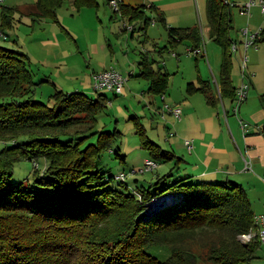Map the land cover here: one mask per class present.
<instances>
[{"label": "trees", "instance_id": "trees-1", "mask_svg": "<svg viewBox=\"0 0 264 264\" xmlns=\"http://www.w3.org/2000/svg\"><path fill=\"white\" fill-rule=\"evenodd\" d=\"M64 1L34 0L26 12L56 21V8ZM70 1L76 8L97 5L96 0ZM231 2L204 4L206 33L220 49L216 85L202 78L197 85L186 84V92L200 91L212 105L217 98L235 97ZM146 7L165 25L164 15L152 3L119 0L117 11L131 29L140 20L144 30L154 19ZM11 11L3 8L2 20L9 21ZM165 29L167 42L158 52L171 51L180 42L195 48L202 38L198 23ZM254 41L264 42V26ZM147 53L140 51L137 75L147 80L148 91L163 94L167 72L153 68ZM27 62L24 52L0 44V264H239L256 257L262 243L237 238L252 226L254 215L241 183L187 174L157 187L170 176L162 174L146 186L128 189L124 174L115 181L98 164L111 138L109 131L96 128L105 95L58 90L49 102L34 98L35 81ZM259 99L264 104V92ZM26 144L40 152L34 157L36 165L31 163L14 179L15 164L31 157L18 149ZM160 194L177 197L148 212V201Z\"/></svg>", "mask_w": 264, "mask_h": 264}, {"label": "rangeland", "instance_id": "rangeland-1", "mask_svg": "<svg viewBox=\"0 0 264 264\" xmlns=\"http://www.w3.org/2000/svg\"><path fill=\"white\" fill-rule=\"evenodd\" d=\"M32 1L2 0L0 8L1 6L20 7ZM96 1L97 5L76 8L70 0H65L56 8V21L43 17L39 19L40 21H35V24H31L30 18L22 16L20 11H14L8 23H1L0 18V31L2 32L0 44L16 48L28 56L27 67L35 81L32 91L34 98L49 102L50 95L58 90L84 91L92 97H95L98 92L105 95L107 103L96 114V128L109 131L111 138L108 139V148L101 153L98 164L101 169L112 174L115 181L119 180L117 178L119 174H124L123 180L128 185L127 188L131 190L140 185L146 186L154 180V174L159 176L169 174V177L166 176L163 181L157 183V187L169 184L177 176L183 175L181 171L183 166L187 164L192 166L194 163L193 161L190 164L185 163L181 159V154L173 151L170 143L174 140V134H172L174 129L171 121L168 120V116L171 114L167 113L163 106L165 103L169 104L174 101L181 103L183 97L186 96V83L189 80L197 83L198 79L202 78L210 79L214 83V79L218 75L217 63L220 49L205 33V0L124 1L145 5L150 2L153 4L158 2L164 11L165 25L185 26L198 23L202 34L199 46L203 49L204 45L208 62L205 61L206 56L188 52L187 46L183 42L178 43L174 48L177 55L169 50L164 51L162 55L159 54L155 49V44L162 46L167 42L164 23L157 20L152 21L143 30L139 28L140 22L137 21L134 28L131 29L126 18L120 16L119 10L111 9L108 0ZM231 1L235 3L231 5L230 35L234 38L236 46H240L239 38L242 36V32H240L242 28L248 27L250 32H255L264 26V13L260 11V6L256 3L250 7V14L247 16L239 12L237 5L244 0ZM147 13L151 14L149 11ZM41 37H51L54 40V45L39 43ZM143 50L148 52V58L154 68L159 65L162 70L165 69L168 72L166 76L167 88L163 93L164 98L161 97V94L148 91L146 79L136 75L138 72L136 63L140 58V51ZM241 57H244L245 60L246 77L256 67L258 79L255 85L253 83L254 87L249 86L248 96L240 101V110L237 114L232 111L234 102L229 108V98H225V107H228L226 114L237 118L241 117L245 122V131L250 127L256 128L254 123H260V129L264 125V104L259 99V94L264 91V42L256 41L255 45H250L246 50L242 48L240 56L239 49L237 53L232 50L231 82L234 86L239 85L240 82ZM104 67L105 69H114L126 78L120 92L115 93L105 87L97 89L93 87L92 72H98ZM250 76L252 75L250 74ZM190 96L198 99V102L193 106H197L199 112L204 111L202 94L193 91ZM216 103L211 106V109L225 124L222 104L219 100ZM259 129L256 128L255 132ZM114 130L119 132H114ZM95 136H92L91 139L95 140ZM2 141L0 144H3ZM33 147L32 144L18 147L21 152H29L26 154L31 157L15 164L14 179L22 176L23 172L29 169L28 165L31 163L36 165L34 157L40 152L33 151ZM163 150H165L164 153H162ZM182 153L187 155L186 150H183ZM179 156L181 157L177 159ZM147 158L156 162L152 170H142ZM39 164L41 165V161ZM246 166L248 167V165ZM254 170L252 168L248 171L255 173ZM257 175L254 174L256 177L251 178L250 184L247 182L241 184L249 197L253 213L262 210L264 200V169ZM150 189L153 190L154 186ZM164 195L152 196L148 203ZM169 198L175 199L174 196ZM148 203L146 205V209L149 208L148 212H155L160 205L159 202L157 206L154 203L150 207ZM255 255L256 257L254 256L249 262H240L239 264H264V244L257 247ZM198 264L210 263L199 261Z\"/></svg>", "mask_w": 264, "mask_h": 264}, {"label": "crops", "instance_id": "crops-1", "mask_svg": "<svg viewBox=\"0 0 264 264\" xmlns=\"http://www.w3.org/2000/svg\"><path fill=\"white\" fill-rule=\"evenodd\" d=\"M228 1H231V0H228ZM33 2H34V0L31 3H33ZM31 3L23 4L20 7L19 6H17V7H15V6H1L0 18H1V10L3 8L6 10L9 8V9L13 10L10 12L11 15H12V12L18 10V11H20V14L22 16H24L26 18H30L31 24H33V23L35 24V21H40L39 19H41V18H36V17L34 18L26 12V7L29 6ZM128 3H130V2H128ZM150 3H152V2H150ZM154 6L157 8V10L161 11L163 14L164 11L160 7V4L158 2L155 3ZM147 11H149L151 14H148ZM145 12L147 13V15L154 18L150 22L156 21L155 17H153L154 11L149 10L146 7ZM11 15H10V17H11ZM49 20H51V19H49ZM9 21H10V19H9ZM9 21L2 20V18H1V23H5V22L8 23ZM139 22H140V20H139ZM141 24H142V22H140L139 25H141ZM168 25H170V24H168ZM185 26H189V25H185ZM207 29H208V27L206 24V32H207ZM247 29H248V32H250V29L248 27H247ZM208 38L210 39L209 36H208ZM243 39H244V34L242 33V36L239 38L241 45L240 46L239 45L236 46L237 44L235 45L236 46V50H235L236 53L238 52V49H239V56H240V54L242 52V48H243V45L241 43V41ZM39 40H40L39 43L41 42L43 45H47V44L54 45V40L51 39V37H46V38L41 37V39H39ZM55 42H57V41H55ZM57 44H58V42H57ZM158 46H160V45L155 44V49L157 52H158V50H157ZM198 47H199V51H198L197 55L206 56L205 61H207L208 60L207 59V53H206V49H205L204 45H203V49H201L200 46H198ZM187 48H188V46H187ZM247 48H249V46ZM255 49H257V48H255ZM164 51H168V49L164 50ZM164 51L158 52V53L162 55V53ZM170 52L173 54L177 53V52H174V49L171 50ZM192 54H194V53H192ZM147 55H148V53H147ZM194 55H196V54H194ZM219 61H220V56H219L218 63H217L218 64L217 65V74H218V68H219ZM164 62H162V63L165 64ZM138 71H139V68H138ZM162 71H166V70L164 69ZM231 72H232V69H231ZM137 73H136V75H137ZM167 74H168V72H167ZM250 74L252 76H250ZM250 74L247 77L245 75L244 78L246 77V80L249 83V86L250 85L252 86L253 83L255 85L257 82L258 69L255 67L254 69H252ZM208 80H210V79H208ZM189 81H191V80H189ZM241 81H242V77L240 74V82ZM146 82H147V80H146ZM240 82H239V84H240ZM194 84L197 85L198 83H194ZM213 85H216V79H214ZM237 86H235V87H237ZM249 86H248V90L250 88ZM252 87H254V86H252ZM248 90H247V93H248ZM198 92H200V91H198ZM263 92L264 91H262L261 93H263ZM185 94H186V96L183 97L181 103L174 101L173 103H169V104L165 103L163 106V107H165L167 113L171 114V116H168V120L171 121V125L174 129V132L172 133V134H174V140H172L170 143V145L173 148V151L177 152L178 154H181L182 157L179 156V158L181 157V159L185 163L190 164V163H192V161L194 163V164H192V166H188V164L183 166L181 169L182 174L183 175L189 174L195 179H206V180L224 179V177L226 176V178L235 180L241 184H244V182H247L248 184H250L251 178L256 177V176H254V174L257 175L258 173H261V170L264 169V125H262V128L259 129V127H261L260 123H254V125L256 124V128L259 130H257L255 132L256 128L250 127L247 131H245L246 129H245L244 120L241 117L237 118L236 116H229L228 114H226V112L228 110V107H225V102H224V100H226V99L225 98H222V99L217 98V100H219V102L222 104V108H223V111L225 114V124H223L220 121L218 114L214 113V111L211 109V106H214V105L207 103V101H206V99L202 93L201 94L204 98L203 103L205 105V106H203L204 111H202V112H199V108L197 106L196 107L193 106L194 103L198 102V99L192 98L190 96L191 93L186 92ZM163 95L164 94H161L162 98H164ZM247 96L248 95H246L245 98H247ZM233 102H234V99L233 100L229 99V102H228V104L230 105L229 108L231 107ZM166 105H168V106L169 105L170 106L178 105L181 109L180 117L177 118L166 107ZM233 108H234V105L232 106V111L234 112ZM239 110H240V105L238 106V111ZM237 112L236 113L234 112V113L237 114ZM239 118H241L243 123H244L243 127H241V125L239 123ZM189 138H190L191 144H192L190 149H188L184 144V139H189ZM183 150L187 151V155H184L182 153ZM197 160H199V161H197ZM246 164L248 165L247 168H246ZM252 168L255 169L254 170L255 173L254 172L251 173V171H248V170H251ZM189 170H191V171H189ZM154 176H157V175L154 174ZM257 179L259 180V178H257ZM244 180H248V181H244ZM263 202H264V200H263ZM263 202H262V209H263Z\"/></svg>", "mask_w": 264, "mask_h": 264}, {"label": "built area", "instance_id": "built-area-1", "mask_svg": "<svg viewBox=\"0 0 264 264\" xmlns=\"http://www.w3.org/2000/svg\"><path fill=\"white\" fill-rule=\"evenodd\" d=\"M1 1L2 0H0V5H1ZM118 1L119 0H108V3L112 7L111 9H114V10L118 9ZM262 2L263 0H244L243 2L239 4L237 3L238 10L240 13L246 14L248 16L250 14V7L253 4L258 3L260 6V11L264 13V3ZM234 3L231 2V4H234ZM240 32L244 34V39L241 41L244 50L250 45H255L254 37L257 34L258 30H256L255 32L253 31L248 32L247 27H244L242 28ZM0 34H2L1 31H0ZM235 45H236L235 41L232 42V44H230L231 50L233 51L236 50ZM187 51L197 55L199 51V47H195V48L188 47ZM240 60H241V63H240L241 73L240 74L242 77V81L237 87H235L234 108H233L235 113L238 111V106L240 104V101H242L246 97L248 86H249V83L247 82V80H244V76L246 75L245 73L246 65H245L244 57H241ZM91 77L93 79V87L95 89L105 87V88L111 89L115 93H118L121 91V87L125 80V78L118 71L114 69H105V68L98 72H92ZM166 107L177 118L180 117L181 109L178 105H173V106L166 105ZM239 123L241 127H243L244 123L241 118H239ZM184 144L188 149H190L192 146L190 139H184ZM155 165H156L155 161L147 158L144 161V166L142 170H152V168L155 167ZM117 177L123 178V174L121 173ZM171 195L174 196L175 198L177 197L176 195H173V194ZM252 219H253L252 226L249 228V230L246 232L239 233L237 238L239 239L240 242H243V243L249 242L252 239L254 240V238H257L258 241H260V243L264 244V202H263V209L260 212L254 213Z\"/></svg>", "mask_w": 264, "mask_h": 264}, {"label": "water", "instance_id": "water-1", "mask_svg": "<svg viewBox=\"0 0 264 264\" xmlns=\"http://www.w3.org/2000/svg\"><path fill=\"white\" fill-rule=\"evenodd\" d=\"M172 195L170 194V195H164V196H162V197H160V198H158V199H155V200H153L151 203L149 202L148 204H149V206L150 207H152L153 205H154V203H156V206L159 204V202L160 203H164L165 202V200L167 199V198H169V197H171ZM149 209V208H148ZM147 209V210H148Z\"/></svg>", "mask_w": 264, "mask_h": 264}]
</instances>
